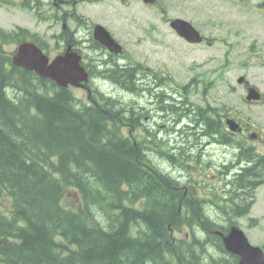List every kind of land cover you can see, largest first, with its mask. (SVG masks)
<instances>
[{
  "label": "trees",
  "instance_id": "1",
  "mask_svg": "<svg viewBox=\"0 0 264 264\" xmlns=\"http://www.w3.org/2000/svg\"><path fill=\"white\" fill-rule=\"evenodd\" d=\"M4 63L0 204H10L0 206V264H237L214 231L226 233L249 213L253 192L264 183V155L227 131L226 111L155 94L156 74L143 64L98 60L100 71L94 67L121 91L148 94L142 112L96 87L83 104L33 73L6 71ZM155 110L173 118L185 140L177 155L162 154L179 174L198 161L187 149L202 138L239 150L236 161L243 164L234 173L233 166L224 168L221 177L224 200L184 195L180 179L150 161L161 141L152 144L155 134L142 120ZM67 190L78 194L77 208L63 204ZM208 203L219 215L213 217Z\"/></svg>",
  "mask_w": 264,
  "mask_h": 264
},
{
  "label": "rangeland",
  "instance_id": "2",
  "mask_svg": "<svg viewBox=\"0 0 264 264\" xmlns=\"http://www.w3.org/2000/svg\"><path fill=\"white\" fill-rule=\"evenodd\" d=\"M131 4V3H130ZM262 4L261 6H259ZM4 7V6H3ZM163 15L160 7H149L143 10L137 2L132 3L128 10H121L120 14H125L129 21H114L110 26L118 33L125 51V56L121 58L127 62L143 63L153 69L157 74L170 77L171 81L155 80L152 90L160 92L166 90L165 94L172 97L171 89L183 87L190 80L196 78L194 92L181 96L184 106L188 104L201 108L211 107L225 110L230 117L236 121L242 120L252 124L254 130H264V102L247 103L244 101L246 92L243 86L237 84L239 77L252 86L256 87L264 95V3L263 0H164ZM15 6L12 11L18 15V20L11 19L6 14V10L0 9V26L6 28L17 22L20 25L37 32L49 44V54L53 57L59 53L55 50L53 34L59 33L61 25L51 23L50 14L47 7L41 12L42 18L38 20L29 11L28 16L22 14ZM95 11L93 7L89 12ZM26 14V12H24ZM112 15V14H109ZM19 17L21 20H19ZM95 17V16H94ZM181 18L189 21L205 37L214 39L216 43L207 46L189 45L177 37L169 28L170 19ZM36 20H38L36 22ZM54 25H57L55 28ZM14 45L2 46L0 52L5 56L14 51ZM2 55V56H4ZM89 57L94 61L103 60L104 55H96L90 52ZM106 57V56H105ZM104 81V80H103ZM99 83L100 90L112 94L113 98L123 99L130 102L132 107L142 112L148 104V94L139 96L131 95L121 91L108 81ZM162 82V85L160 82ZM167 85V86H166ZM11 91V88L8 89ZM75 97L88 104L86 92L82 89L71 88ZM14 92V91H13ZM18 94V92H16ZM155 93V92H154ZM78 107H81L79 105ZM157 108L158 106L155 105ZM194 109H192L193 111ZM164 113L160 111H148V115L142 120V124L148 133H155L158 140H162L168 145L176 146L183 138L177 133V126L170 119L164 118ZM184 125L179 129L183 128ZM174 128V132L168 134V129ZM207 139H201L198 147L192 152L201 151L202 145ZM195 145V143H194ZM257 151L264 153V148L257 142L254 144ZM222 146L205 148V154L201 152L202 160L210 162L211 169L205 172L192 170L191 175L194 180H204L205 183L217 187L216 194L221 197L219 187L222 182L219 171L222 164H229L236 159L239 150ZM151 162L156 163L164 171L174 173L177 176L178 169L165 162L162 155L154 149L148 155ZM236 170V169H235ZM233 170L232 173L236 172ZM186 178V174H183ZM182 174L178 176L184 177ZM68 194L63 200V204L71 209L77 208L78 194L72 190H67ZM254 201L247 218H235L238 227L246 234L249 243L264 250V183L254 190ZM1 207H9V201L3 200ZM213 215L215 212L208 209ZM255 220V223L247 219ZM218 224L227 226L228 221L219 219Z\"/></svg>",
  "mask_w": 264,
  "mask_h": 264
},
{
  "label": "water",
  "instance_id": "3",
  "mask_svg": "<svg viewBox=\"0 0 264 264\" xmlns=\"http://www.w3.org/2000/svg\"><path fill=\"white\" fill-rule=\"evenodd\" d=\"M155 0H144L145 3H153ZM170 27L188 43H199L201 37L198 32L190 25V23L181 19H175L170 23ZM95 39L111 52L117 54L121 50L110 39L109 35L101 27H97L94 33ZM15 65L34 71L43 78L55 81L59 86L66 87L69 83L77 85L84 79V72L79 66V57L74 54L67 53L63 57L54 59L50 64L47 57L33 44L23 43L13 58ZM243 79H239V83ZM260 95L256 90L248 89L247 100L258 101ZM227 125L230 130L235 131L237 125L228 120ZM225 250L237 256L239 261L237 264H264V254L258 247L251 246L245 235L236 227H232L226 236L220 234Z\"/></svg>",
  "mask_w": 264,
  "mask_h": 264
},
{
  "label": "flooded vegetation",
  "instance_id": "4",
  "mask_svg": "<svg viewBox=\"0 0 264 264\" xmlns=\"http://www.w3.org/2000/svg\"><path fill=\"white\" fill-rule=\"evenodd\" d=\"M105 1H115L123 3L124 6H128V3L131 0H0V9H3L4 11L6 10V14L9 15L12 20H18V15L12 12L15 10V6L20 8L18 10L22 12L23 16H28L30 11L33 15H36L38 19L40 18L42 7H47L51 23H58L61 25L59 34L57 36L55 32L53 34L54 42L57 43L58 40L64 38L65 41H63L60 45H68L67 41L75 37L74 29L79 28V43L81 44V47H92L95 45V42L91 37L92 32H89L86 28L88 22L84 19L85 8L88 4H99ZM24 12H26V14H24ZM19 20H21L20 17ZM54 27L56 28L57 25H54ZM30 30L31 29L26 28L17 22H12V25L6 28L0 26V47L6 45L15 46L12 54H6V56L10 59L8 60V63H4V67L9 71L14 68L11 60L13 55L16 53L18 45L28 42L39 47L37 35L32 33ZM249 128L250 126L248 124L241 127V135L249 134V138L252 142H258L264 147V132L261 130H259V132H247V129Z\"/></svg>",
  "mask_w": 264,
  "mask_h": 264
}]
</instances>
